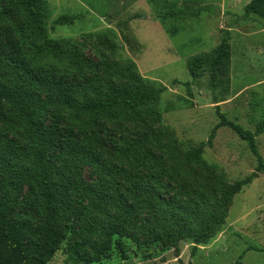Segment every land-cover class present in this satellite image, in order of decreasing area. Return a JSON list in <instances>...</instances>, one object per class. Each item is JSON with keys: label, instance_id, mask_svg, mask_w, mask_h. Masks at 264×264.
<instances>
[{"label": "trees", "instance_id": "trees-1", "mask_svg": "<svg viewBox=\"0 0 264 264\" xmlns=\"http://www.w3.org/2000/svg\"><path fill=\"white\" fill-rule=\"evenodd\" d=\"M2 1L0 264H50L65 249L76 263L94 264L113 248L124 254V240L143 251L174 248L179 256L182 241L197 249L212 239L234 196L257 172L230 184L203 154L227 126L249 142L257 170L264 171L256 146L264 117L250 131L218 108L220 122L209 139L184 149L163 123L160 101L168 87L143 78L133 61L117 58L108 33L99 36L95 60L50 37L44 0ZM202 1L163 0V15L199 16L206 8ZM257 11L264 15V0H252L242 19ZM75 20L61 15L51 30ZM231 56L225 29L212 53L188 59V70L198 78L209 69L215 91ZM173 85L193 82L176 79ZM84 168L93 179H86Z\"/></svg>", "mask_w": 264, "mask_h": 264}, {"label": "rangeland", "instance_id": "rangeland-1", "mask_svg": "<svg viewBox=\"0 0 264 264\" xmlns=\"http://www.w3.org/2000/svg\"><path fill=\"white\" fill-rule=\"evenodd\" d=\"M44 1L51 38L64 40L96 60L99 36L108 33L115 42L117 58L133 61L143 78L168 87L160 101L165 111L163 123L174 131L184 149L209 139L220 122L218 108L229 120L250 131L263 119L264 15L257 11L248 20L242 19L252 0H205L201 4L206 8L199 16L188 14L180 19L164 17L163 0ZM3 5L0 0V8ZM64 14L74 16L75 22L51 30L53 21ZM225 29L230 31L232 56L228 73L213 91L209 89L210 70L194 78L187 62L192 56L212 53ZM176 79L192 81L193 85L175 86ZM62 126L66 133L68 124ZM112 130L108 125V131ZM256 146L264 159V133L256 137ZM203 160L230 184L257 172L234 196L225 224L212 239L197 249L192 242L182 241L179 256L174 248L156 245L143 251L124 240V254L113 248L94 264H264V171L257 170L259 164L249 142L232 128L222 126ZM83 171L87 180L94 178L90 169ZM50 264L84 263H76L65 249Z\"/></svg>", "mask_w": 264, "mask_h": 264}]
</instances>
